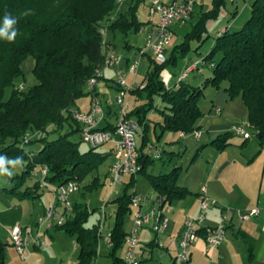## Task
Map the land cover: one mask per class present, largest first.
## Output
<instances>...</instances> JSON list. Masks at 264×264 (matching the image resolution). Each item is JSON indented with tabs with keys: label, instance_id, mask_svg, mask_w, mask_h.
I'll return each instance as SVG.
<instances>
[{
	"label": "trees",
	"instance_id": "obj_1",
	"mask_svg": "<svg viewBox=\"0 0 264 264\" xmlns=\"http://www.w3.org/2000/svg\"><path fill=\"white\" fill-rule=\"evenodd\" d=\"M145 1L0 0V25L7 12L17 19L15 28L18 31L13 42L0 39V155L10 159L19 156L24 162L22 173L10 177L12 185L7 190L9 193L27 199L38 196L34 194L40 188L38 180L33 186H22L32 176L31 172L41 165L48 168L45 179L50 184L75 180L80 185L91 176L84 189L89 191L100 185L96 172L107 154L91 146L86 151H80V124L73 119L72 111L80 98L92 93L98 95L94 89L88 90L87 81L104 60V34L110 31H119L124 35L138 32L143 25L138 18V9ZM225 2L212 0V8L200 14L181 43L171 47L163 63L150 61L151 69L146 74L143 87L130 90L132 95L143 101L128 113L141 126L139 133H144L147 116L152 110H157L162 116V122L158 123L162 132H193L198 128L202 115L199 99L204 88L212 86L219 89L226 83L224 88L229 98L241 95L247 110L248 127L260 144L264 142V0H253L249 4L250 16L240 29H226L214 37L208 54L198 59L200 69L203 64L212 68L211 75L205 77L200 85L185 82L184 79H178L176 84H165L160 75L168 65H175L178 59L186 56L192 42L201 46L210 37L206 22L217 17ZM26 11L30 14L21 15ZM28 55L34 60L33 73L37 82L28 88L22 84L20 88L23 77L20 66ZM6 87H11L12 93L4 101L2 94ZM38 132L41 136L33 137L26 143H40L38 151L33 153L24 148V137L27 133ZM73 134L79 135V142L70 139ZM234 135L232 131L224 132L211 144L220 149ZM137 151L140 164L137 173L145 174L146 166L152 161L144 158L140 148L137 147ZM179 169L174 167L170 173L155 176L147 174L160 212L165 201L189 194L177 184ZM131 178L124 193L114 200L116 210L109 231V264H126L117 250L123 247L126 239L124 223L135 194L132 190L134 176ZM90 213L86 203L73 200L71 214L61 226H57L75 235L78 247L76 264H97L101 234L98 224L84 225ZM197 233L204 236L207 228L197 229ZM4 253L5 244L0 241V264H5Z\"/></svg>",
	"mask_w": 264,
	"mask_h": 264
},
{
	"label": "crops",
	"instance_id": "obj_2",
	"mask_svg": "<svg viewBox=\"0 0 264 264\" xmlns=\"http://www.w3.org/2000/svg\"><path fill=\"white\" fill-rule=\"evenodd\" d=\"M252 1L253 0L226 1L225 5H222L220 8L217 17L206 22L207 33L211 36V33L218 35L226 29L229 31L240 29L247 20L246 18L250 16L249 4H251ZM148 4L149 0H146L143 4L144 8L142 14H140V12L138 13V18L140 22L143 23L138 33L140 36H143L145 42L150 37V35H154V25L156 23L155 21H157L156 16L150 17L148 15ZM211 6L212 0H196L190 18L196 16V22L200 14L210 10L212 8ZM175 25H178V23L175 22L171 24L173 33ZM105 42L106 44L102 51L105 53V55L111 51L122 54L123 61L121 62V65L124 68H127L135 59L137 56L136 51L138 48H140L133 47V45H131L128 41H124L122 46L123 51L121 52L116 50L117 48L112 42L106 39ZM176 44L178 43H175V37H173V43L167 48V53H169L172 49L171 47ZM134 48L135 50L133 51ZM145 55L148 57V64L145 74L142 75V70H144L145 67L144 64L142 65L141 59H139L137 62L138 65L135 69V72H130L127 74V84L129 86H133V89L136 87H143L146 82V74L151 69L150 61H152V58L147 51L145 52ZM191 62H196V60H189V62L184 67H182V71H176V69H174L176 66L175 64L171 65L174 67L173 71L168 72L167 68L170 66L168 65L165 68V71H167L166 75H169L168 83L176 84L180 74H182L183 70ZM201 70L198 72L196 71V73L203 74L202 72H204V68L202 67ZM211 72L212 68L209 67L208 74L203 76V80L205 77H208V75L210 76ZM115 76L116 74L114 67H103L102 76L99 78V80H97V83L94 87V91L97 92L101 98L103 110V119L99 122L98 128L109 129L114 127L116 123L117 112L115 103L109 104L108 100L106 99V92H110V88L115 89V94L116 91L118 92L119 87L115 82ZM196 79V84L200 85L202 83V79L195 78V80ZM224 87L226 86L223 85L221 89L216 88L215 91L209 90L207 92L208 94H204V96L209 98V103L207 102V104H204L203 108H201L199 105L202 115L198 120V128L196 129V131L198 130L200 134L198 139L193 133L192 137L188 138L187 133L181 134L179 132L169 131L162 132L158 125V123L162 122V116L157 110H152L149 112L145 122L146 128L144 133H139L137 135L140 137V139H137V147L143 152L144 158L147 157L149 162L152 161V163L150 162L146 166L144 174L145 177L148 179L147 174L155 176L159 174L170 173L172 168L180 167L177 176V184L189 191V194L185 197L164 202L163 207L167 204L170 207L169 210H171V214L164 212L163 208L161 207L162 214L168 218V223L162 234L156 235L154 233L151 228V221L140 230L138 234L139 245L136 247L140 264H143V259H154L152 257L154 249L153 246H156L155 248H157V255L155 257L156 260L154 261L160 264H176L178 262L175 258V241L180 234L186 218H194L198 214L201 194L200 192H202L203 188L205 189L204 193H206L208 197L216 200L217 203L214 206H210L206 210L205 218H203L204 220L196 223L195 226L197 229L213 226L215 227V225L220 223L221 216L225 215V238L218 247L215 246V248L211 249L208 253H205L204 251V242L202 238L197 239L192 245H190L191 247L189 249L188 260L185 264H264V142L260 144L258 140L251 141V137L244 139L242 136L236 135L240 138V140H234V138H232L233 136H231L228 138V144L220 149L211 144L212 140H214L218 135L224 132L232 131V128L235 125H242L244 127V124L246 123V121L242 119L243 117L241 113L238 114L235 112L233 106H231V101L228 99V95ZM90 97L91 95H86L77 100L76 109L80 111H87L90 105ZM127 99L130 101L132 108L143 103L141 99H138L132 95L130 91L127 93ZM154 111L158 113L157 116L156 114L152 113ZM250 130L252 131V129ZM251 131L250 134L254 137L255 135L253 131ZM192 138L194 140H192ZM195 140L198 142L197 144L201 145L200 149H198L196 146L197 144ZM187 143L191 145L190 149L196 146V152L194 153L191 162L201 155L206 156L207 159L206 163L202 164V166H200L201 164L199 162V166L197 168L192 165L195 168L190 166V168L184 172L182 164L179 162V158L187 150ZM105 144L108 146L107 149L99 150V146L97 150L101 153H104L105 155L107 154V156L111 155V157H113L110 152L111 144ZM150 146H159L161 148V157L158 159L159 164H156L151 155L147 153V149ZM239 150L241 152H238ZM113 160L114 159H112L110 164L113 162ZM182 172L184 173L182 174ZM128 176L130 181L132 178L130 175ZM135 180L136 175L134 176V181ZM123 181L124 178L122 182ZM204 183H206V185H204ZM3 190H5V193H9L7 188H4ZM45 191L47 190L40 187L38 188V191L34 193L38 194V196L28 198L32 200L33 210L29 212L26 210L23 211V213H25L27 216V223L21 227L31 226L33 228L37 226V229L40 231L41 238L46 242V246L35 247L31 243L28 246V256L25 259L20 258L15 247L10 241L8 231L9 228L14 225V223L4 221L3 218V226L0 227V241L5 244L4 254L6 255L7 264L14 262L15 256L13 253H17L19 259L22 262L36 264L38 258L35 257L36 254L34 251L41 248L48 250L47 248L50 247V251L48 250V252H52L53 248L55 247L53 243L48 246L46 237L48 236L49 239H52L51 241H53L56 239V237L63 236L61 233L64 230L59 229L56 225L46 229L44 226H39L38 224V218L42 215L45 205L52 198V193L47 191L48 196L42 199V194ZM9 194L13 195L11 193ZM155 194L151 203V210L153 209L152 207L156 206ZM73 195L70 197L72 201L76 200ZM36 198L40 200V204L38 206H35V202L33 200ZM150 198L151 195L147 194L145 200L141 203L140 209L142 212H148L146 211V200ZM14 204H16V209L20 210L21 202H18L17 200V202ZM254 208L258 209L257 214H252L247 218H241V214L249 213V211ZM5 210L6 208H4L3 205V213ZM131 224L132 214L129 221L126 224L124 223V229L127 233L131 228ZM112 225L107 229L105 234H102L101 231L100 236V240H102L104 243V250L107 252V254L109 252V247L107 246L103 237L109 233ZM33 231L35 230L33 229ZM63 233H65V231ZM157 241H159V243ZM74 247H77V245L74 244ZM124 248L125 241L123 243V247H121L123 254L125 250ZM123 254H120L119 256L123 257ZM144 254H146V256ZM148 254L149 257L147 256Z\"/></svg>",
	"mask_w": 264,
	"mask_h": 264
},
{
	"label": "built area",
	"instance_id": "obj_3",
	"mask_svg": "<svg viewBox=\"0 0 264 264\" xmlns=\"http://www.w3.org/2000/svg\"><path fill=\"white\" fill-rule=\"evenodd\" d=\"M196 0H149L148 15L150 17L156 16L157 21L154 25V35H150L147 39L144 48H141L140 54H145L146 51L152 52V62L156 64L163 63L167 58V48L173 43V31L171 29L172 23H183L190 18L193 12ZM101 33H104L101 30ZM123 56L120 53L111 51L107 53L104 60L95 69L92 76L87 81L88 90H93L97 80L102 76L103 67L115 68V82L119 87L118 95L114 99L116 106L117 119L112 130L99 129L98 124L103 119V110L101 98L96 93H92L90 97V105L87 111L73 110L72 117L80 124V138L83 142L88 143L91 147H99L102 144H111V154L114 158L113 162L108 166V186L111 188L110 192L117 183L122 182L124 176H135L139 171L140 164L138 163L139 153L137 151V135L141 131V126L132 117L128 115L132 106L127 99V93L133 89L126 81V76L130 72H135L138 65V59H134L131 64L124 68L121 64ZM198 61L189 64L179 76V80L184 79L188 73L192 71H200L197 66ZM163 70L160 74L165 84L168 83L169 75ZM22 88V84L20 85ZM232 132L243 138H249L250 134L242 125H235ZM198 139L199 132L194 130L192 132ZM41 133H27L24 137L26 144L29 139L39 137ZM147 153L152 155L155 160L161 157V148L159 146H150ZM48 173V168L41 165L34 169L31 174L38 177L39 186L52 193V198L44 207L42 215L38 218L39 226H44L46 229L52 226H61L72 211V195L80 189V185L75 180H70L59 185H53L45 179ZM205 189L200 192V203L198 214L194 218H186L183 227L176 239V260L185 264L188 260L190 245L197 239L202 238L204 242V251L208 253L211 249L218 247L225 238L224 221L225 215L221 216V221L215 227H208L207 233L201 236L197 233L196 223L203 221L205 212L210 206L216 205L217 201L206 195ZM145 197L139 194H134L131 198V205L137 206V210L132 214V224L125 239V250L123 254V262L126 264H140L136 247L139 245V232L150 222L153 216L152 230L156 235L162 234L168 223V218L165 217L160 210L156 212L153 208L150 212H142L139 209ZM105 203L107 201H104ZM156 205V203H155ZM157 207V205H156ZM258 209L254 208L249 213L241 214V218H247L252 214H257ZM103 224V222H102ZM102 224L99 223L98 231L101 234ZM9 236L16 252L20 258L25 259L28 256V246L32 243L35 247H45L46 242L41 238L40 231L37 229L33 231L31 226L21 227L20 225H13L9 228ZM110 232L107 233L103 239L107 246L111 245ZM159 243V241H157Z\"/></svg>",
	"mask_w": 264,
	"mask_h": 264
},
{
	"label": "rangeland",
	"instance_id": "obj_4",
	"mask_svg": "<svg viewBox=\"0 0 264 264\" xmlns=\"http://www.w3.org/2000/svg\"><path fill=\"white\" fill-rule=\"evenodd\" d=\"M227 2L229 0H226ZM144 5H142L139 8V12L140 14H142ZM142 18V15H141ZM196 16H194L193 18H189L187 20H185L183 23H178V25L174 26V33L172 34L175 37V43H181L183 36L185 35V33H187L188 31H190L192 24L195 22ZM211 33V32H210ZM216 36V34L211 33V36L204 41L201 46H198L197 43L192 42L191 43V49L189 50V52L186 54V56L184 58H180L177 60L176 66L175 68L173 66H168V72L169 71H173V68L176 69V71L181 70L182 71V67H184L189 60H196L198 61L197 66H200V60H198L200 58V56H204L206 54H208L210 48L212 47L211 45H213V40L214 37ZM103 38H105L106 40L112 42L115 46H116V50L118 51H123V43L124 41H128L131 45H133V47H140L137 49V56L135 57V59H141V63L142 65L144 64V70H142V75L145 74V71L147 69V64H148V57L145 54H140L141 52V48H144L145 45V40L143 39V36H140V34L138 32L134 33V32H128V34L125 36L123 33L119 32V31H115V32H107ZM196 46H198V49L196 51ZM135 50V48L133 49V51ZM149 53V55L151 56V58H153L152 56V52L151 51H147ZM217 59V57H216ZM33 66H34V60L31 56H27L22 62H21V70H22V81L21 84L24 85L25 88L31 87L33 85L36 84L37 80H35V76L33 73ZM202 67L204 68V72H202L203 74H197L196 71L195 72H191L188 73L187 76L184 78L185 82H190L193 84L197 83V79L195 80V78L198 79H202L203 81V76L208 74V66L203 64ZM166 70V69H165ZM202 71V70H201ZM167 72V71H166ZM127 78V76H126ZM99 80V79H98ZM195 80V81H194ZM224 85H226V83H224ZM20 86V85H19ZM223 87V86H222ZM220 87V89L222 88ZM209 90L215 91L216 88L212 87V86H206L204 88L203 91V95H201L200 99H199V105L201 108H203L204 104H207V102L209 103V98L204 96V94H208L207 92ZM10 93H12V88L11 87H6L4 90V94L3 95V100L7 101L10 98ZM119 91H116L115 94V89L114 88H110V92H106V99L108 100L109 104H113L114 103V99L116 97V95H118ZM130 99V98H129ZM231 101V106H233V109L235 110V112H237L238 114L241 113L242 115V119L246 121V123L244 124V128L246 130H250V128L248 127V116H247V110L246 107L243 103L242 97L241 95H237L236 97L233 98H229ZM161 106V105H160ZM154 114H156L157 116V112H152ZM252 132V131H251ZM187 137L191 138L192 137V132L187 133ZM232 138H234V140H240V138L238 136H233ZM70 139L72 141H77L79 142L80 138L78 134H73L70 136ZM137 139H140L139 136H137ZM192 140H194L192 138ZM257 140V138L251 135V141ZM196 144L198 143L195 140ZM195 144V145H196ZM40 143L39 142H32L29 144H26V146L24 145V148L27 150H31L33 153H36L39 149ZM193 146V145H192ZM198 147V149L201 148V145L197 144L196 145ZM196 146H194V148L190 149L191 145L189 143H187V150L184 152V154L182 156H180L179 158V162L182 164L183 167V171L185 172V170L189 169L190 166L194 165L196 168L199 166V162H200V166H202V164L206 163V156L201 155L200 157L198 156L194 161L191 162V159L194 155V153L196 152ZM90 147V145L86 142L81 141L79 143V149L80 151H86L88 150ZM108 146L105 144L101 145L99 147V150H105L107 149ZM182 152V150H181ZM180 152V153H181ZM238 152H241L240 150ZM182 154V153H181ZM152 159L154 160V162L156 164H159L158 160H155L153 158V156L151 155ZM112 159H114L113 157H111V155L106 156L105 160H103V162L101 163V165L98 167V170L96 172V175L99 176V181H100V185L97 188H94L92 190H85L84 189V185L88 183V181H90L91 176H88L87 179L80 183L81 187L80 189L74 193V198L77 201L80 202H84L86 203L88 210L92 211L88 218L87 221L84 223L85 226H92L96 223V225L99 223L102 224V234H105L107 229L113 224L112 222L114 221V215H115V210H116V202L114 201L115 198H117L118 196L122 195L124 193V189L129 181V176L126 175L124 176V181L118 183L114 189H112V191L110 192L111 188L108 186V176H107V167L110 164V162L112 161ZM200 160V161H199ZM189 166V167H187ZM194 166H192V168H195ZM22 169L23 167H18L16 169H13L14 174L13 175H20L22 173ZM196 171V170H195ZM182 172V174L184 173ZM189 173V172H188ZM136 175V180L135 182V193L142 195L144 197L148 195H151V198L146 200L147 203V210L148 212L151 211L150 207L152 206V200L154 198V187L151 183L150 180H148L144 174L142 173H137ZM39 177V176H38ZM38 177L35 176H31L28 179H26L25 181V186H33L34 182L36 180H38ZM12 182H11V178L9 176H0V227L3 226V218L4 221H8L10 223H14V225H20L23 226L25 225L27 222V216L25 213H23L24 210L26 211H32L33 210V206H32V200L31 199H27V198H18L14 195H10L9 193H5L3 190L4 188H7V190L11 187ZM204 185H206V183H204ZM134 188H132V190H135ZM48 191V190H47ZM45 191L42 195V199L46 198L48 196V192L50 191ZM5 198V199H4ZM5 200V201H4ZM21 202L20 204V210L16 209V204H14L15 202ZM35 202V206H38L40 204V200L38 198L33 199ZM104 201H107L106 203ZM5 204H4V203ZM176 202V201H174ZM3 205L4 208H6V210L3 213ZM137 206H132L130 212L126 215V222L125 224L129 221L131 214H133L134 210H137ZM155 208L156 212L158 211V208L156 206L152 207ZM163 208V211L171 214V210L170 207L166 204ZM140 209V207H139ZM146 213V212H145ZM165 216V215H164ZM166 217V216H165ZM29 219V218H28ZM151 220V225L153 224V216H151L150 218ZM34 230L37 229V226L33 227ZM2 230V229H1ZM64 232V231H63ZM61 233L63 236L62 237H56L55 240L51 241L52 239H49V237L47 236L46 239L48 241V246H50L52 243L55 246L53 248L52 252H48V250L50 251V247H48L46 249H39L34 251V253L36 254L35 257L38 258L37 263L36 264H76V258L78 255V249L77 247H74V244H76L75 242V235H71L68 233ZM3 233V232H2ZM66 238V239H65ZM101 239V238H100ZM99 239V248L98 250V256L96 259V263L97 264H109L110 263V257L108 256L107 252H105V247L103 246V242L102 240ZM11 241V240H10ZM12 243V242H11ZM156 246H153V255L152 257L154 259H148V260H142L143 264H160L154 260L156 255H157V248H155ZM15 252V251H14ZM137 253V251H136ZM117 254H123V251L121 248H119L117 250ZM13 255L15 256V260L14 262H12L11 264H29V262H22L17 253H13ZM146 256V254H144ZM149 257V254L147 255ZM6 264H7V260L5 259ZM31 264V263H30ZM176 264H179V262H177Z\"/></svg>",
	"mask_w": 264,
	"mask_h": 264
},
{
	"label": "clouds",
	"instance_id": "obj_5",
	"mask_svg": "<svg viewBox=\"0 0 264 264\" xmlns=\"http://www.w3.org/2000/svg\"><path fill=\"white\" fill-rule=\"evenodd\" d=\"M30 11L21 13V15H29ZM17 24V19L9 13H5L3 17L2 25H0V39L7 40L8 42H13L18 35V31L15 28ZM23 158L15 157L9 158L6 155H0V176L11 177L14 172L13 169L23 166Z\"/></svg>",
	"mask_w": 264,
	"mask_h": 264
}]
</instances>
